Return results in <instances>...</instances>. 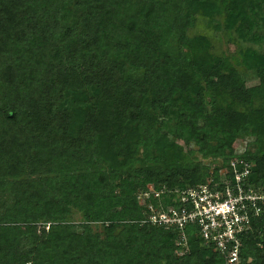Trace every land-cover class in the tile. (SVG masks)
<instances>
[{
    "label": "trees",
    "instance_id": "trees-1",
    "mask_svg": "<svg viewBox=\"0 0 264 264\" xmlns=\"http://www.w3.org/2000/svg\"><path fill=\"white\" fill-rule=\"evenodd\" d=\"M242 2L0 0V264H224L190 226L177 256L171 229L139 224L136 195L217 181L240 138L264 193V52L241 50L246 87L187 35L194 15L240 19ZM249 28L241 39L264 37V21ZM239 264H264V214Z\"/></svg>",
    "mask_w": 264,
    "mask_h": 264
},
{
    "label": "built area",
    "instance_id": "built-area-1",
    "mask_svg": "<svg viewBox=\"0 0 264 264\" xmlns=\"http://www.w3.org/2000/svg\"><path fill=\"white\" fill-rule=\"evenodd\" d=\"M247 144L245 138L233 143V158L219 171L215 182L173 190L151 187L139 192V224L171 229L179 257L187 255L184 228L193 227L198 239L210 245L224 264H239L241 237L250 230V219L264 214V193L246 183L251 166L240 159Z\"/></svg>",
    "mask_w": 264,
    "mask_h": 264
},
{
    "label": "rangeland",
    "instance_id": "rangeland-1",
    "mask_svg": "<svg viewBox=\"0 0 264 264\" xmlns=\"http://www.w3.org/2000/svg\"><path fill=\"white\" fill-rule=\"evenodd\" d=\"M241 5V9L239 8V11L242 13L240 19H225L224 12H222L219 6L218 11L209 19L201 20L199 16L194 15L187 30V35L191 39H200L203 35H206L210 41L209 44L211 45L212 51H214V55H217L221 62L228 63L232 68L237 70L245 86L249 87L254 85L256 81L251 73L244 70L240 65L241 50L250 48L256 53L264 52V37L256 38L258 39L257 43H252L251 37H249L251 34H247L248 36L246 39H241L240 35H242L241 33L247 30L249 26V29L252 31L263 33L257 28L261 27V23L264 21V0H243ZM240 30L241 32H239ZM245 139L249 141L248 138ZM175 140L171 146L172 150L174 148L175 151H177L176 148L178 147L180 151L184 153L186 148L182 145L180 139ZM194 149L195 147L190 148L191 151ZM167 155L169 156V154ZM173 155H175V153ZM196 159L200 160L198 156ZM202 161L208 163L209 166L211 165L210 168L219 166L218 161L215 159ZM134 166L136 167L137 165L135 164ZM145 190L150 191L151 186H146ZM63 221L73 225L83 223L80 213L72 207H67V212L63 217ZM37 226L39 228L44 227L46 230L48 223H39ZM88 226H90L93 231H98L99 229V225L96 223H88Z\"/></svg>",
    "mask_w": 264,
    "mask_h": 264
}]
</instances>
